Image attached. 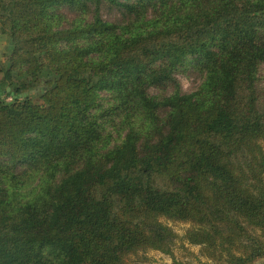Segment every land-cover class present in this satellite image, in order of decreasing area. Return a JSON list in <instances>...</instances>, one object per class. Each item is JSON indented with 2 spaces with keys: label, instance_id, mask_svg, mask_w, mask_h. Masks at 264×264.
<instances>
[{
  "label": "trees",
  "instance_id": "1",
  "mask_svg": "<svg viewBox=\"0 0 264 264\" xmlns=\"http://www.w3.org/2000/svg\"><path fill=\"white\" fill-rule=\"evenodd\" d=\"M1 37L0 264H190L163 218L264 259V0H0Z\"/></svg>",
  "mask_w": 264,
  "mask_h": 264
},
{
  "label": "rangeland",
  "instance_id": "2",
  "mask_svg": "<svg viewBox=\"0 0 264 264\" xmlns=\"http://www.w3.org/2000/svg\"><path fill=\"white\" fill-rule=\"evenodd\" d=\"M118 12L116 9H104L103 16L106 19L114 20ZM8 39L7 37L0 38V62L4 60L5 51L7 49ZM264 71V65H263ZM178 78L180 79L182 89L185 93H190L196 90L199 85L202 83L204 76L201 71L190 68L186 73L179 74ZM42 93L41 88H35L30 90L28 94L32 96L35 100L40 101V95ZM5 96V95H4ZM7 97V96H6ZM11 97H7L10 100ZM42 101V100H41ZM164 222L168 223L174 230L179 234V238L174 247V254L177 259L186 261L190 264H218L211 261L202 255L201 246L199 245H191L186 242L183 238L186 230L191 226L190 223L181 222V221H173L163 218ZM146 256L153 264H171L173 259L170 255L162 253L158 250H148L146 252H140L138 255H132V259H137L140 257Z\"/></svg>",
  "mask_w": 264,
  "mask_h": 264
},
{
  "label": "crops",
  "instance_id": "3",
  "mask_svg": "<svg viewBox=\"0 0 264 264\" xmlns=\"http://www.w3.org/2000/svg\"><path fill=\"white\" fill-rule=\"evenodd\" d=\"M256 264H264V259H260L256 262Z\"/></svg>",
  "mask_w": 264,
  "mask_h": 264
}]
</instances>
